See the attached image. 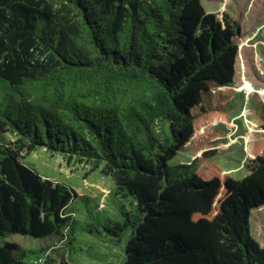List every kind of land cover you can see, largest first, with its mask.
Returning <instances> with one entry per match:
<instances>
[{
	"label": "trees",
	"instance_id": "16d2710c",
	"mask_svg": "<svg viewBox=\"0 0 264 264\" xmlns=\"http://www.w3.org/2000/svg\"><path fill=\"white\" fill-rule=\"evenodd\" d=\"M240 34L203 0H0V79L13 92L0 103V264H49L56 247L75 264L96 257L90 235L120 243L128 229L122 264H264L251 229L264 208L263 94L248 97L247 175L212 161L232 122ZM41 148L111 177L103 204L29 167Z\"/></svg>",
	"mask_w": 264,
	"mask_h": 264
},
{
	"label": "rangeland",
	"instance_id": "374dc122",
	"mask_svg": "<svg viewBox=\"0 0 264 264\" xmlns=\"http://www.w3.org/2000/svg\"><path fill=\"white\" fill-rule=\"evenodd\" d=\"M203 5L207 12L214 13L218 17L230 15L241 26V34L236 38L239 45L233 86L236 96L228 107L232 122L226 130L217 127L226 140L216 145L218 154L212 160L229 176L241 179L248 172L247 146L251 141V136L246 131L248 127L245 118L248 97L256 92L264 95V0H203ZM12 93L9 84L0 79V103L5 101L7 94ZM6 136L7 139L15 140L12 134ZM193 158L194 156L189 153L179 156L175 162L189 163ZM25 163L44 178L70 185L88 198L87 204L91 207L103 204V196L115 186L111 177L103 176L99 171L92 172L91 165L76 160L68 161L61 154L51 153L45 148L30 153ZM230 170L235 172L230 173ZM105 200L104 214L116 219L118 216L113 210L111 199ZM85 206L83 199H77L73 203L71 209L74 210L77 219L82 220ZM251 229L253 237L264 246V208L253 211ZM129 233L128 229L120 243L111 241L104 243L106 238L101 233L97 237L90 235L91 242L86 248L93 254H97L96 257L83 254L80 261L75 264H122L123 249ZM7 241L16 242L27 250L39 251L45 246L44 240L19 234L10 235ZM55 250L56 252L53 249L50 250L52 262L49 264H61V260L67 258L61 247H56Z\"/></svg>",
	"mask_w": 264,
	"mask_h": 264
},
{
	"label": "built area",
	"instance_id": "2783aa9c",
	"mask_svg": "<svg viewBox=\"0 0 264 264\" xmlns=\"http://www.w3.org/2000/svg\"><path fill=\"white\" fill-rule=\"evenodd\" d=\"M34 262L37 264H43V259L39 258V259H36Z\"/></svg>",
	"mask_w": 264,
	"mask_h": 264
}]
</instances>
